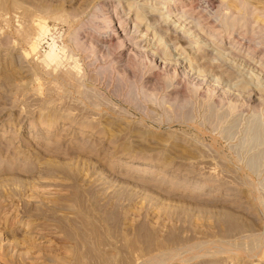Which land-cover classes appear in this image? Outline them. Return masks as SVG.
<instances>
[{"label":"rangeland","instance_id":"rangeland-1","mask_svg":"<svg viewBox=\"0 0 264 264\" xmlns=\"http://www.w3.org/2000/svg\"><path fill=\"white\" fill-rule=\"evenodd\" d=\"M0 264H264V0H0Z\"/></svg>","mask_w":264,"mask_h":264},{"label":"bare ground","instance_id":"bare-ground-1","mask_svg":"<svg viewBox=\"0 0 264 264\" xmlns=\"http://www.w3.org/2000/svg\"><path fill=\"white\" fill-rule=\"evenodd\" d=\"M207 4V3H206ZM116 9V8H115ZM148 12V11H147ZM217 14V13H216ZM250 14H251V11H250ZM146 17V16H145ZM148 17V16H147ZM240 19V18H239ZM228 23V22H227ZM228 25V24H227ZM110 37V36H109ZM112 40V39H111ZM126 41V40H125ZM106 42V41H105ZM105 42H103V41H101L99 44H106ZM122 44V43H121ZM109 49V48H108ZM108 52V51H107ZM164 60V59H163ZM259 119H260V117H259ZM258 129V128H257ZM261 135V134H260Z\"/></svg>","mask_w":264,"mask_h":264}]
</instances>
